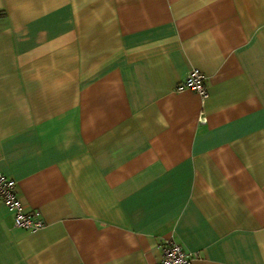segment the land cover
Masks as SVG:
<instances>
[{
    "label": "crops",
    "instance_id": "0c3cea01",
    "mask_svg": "<svg viewBox=\"0 0 264 264\" xmlns=\"http://www.w3.org/2000/svg\"><path fill=\"white\" fill-rule=\"evenodd\" d=\"M0 172V264H264V0H0Z\"/></svg>",
    "mask_w": 264,
    "mask_h": 264
},
{
    "label": "built area",
    "instance_id": "2783aa9c",
    "mask_svg": "<svg viewBox=\"0 0 264 264\" xmlns=\"http://www.w3.org/2000/svg\"><path fill=\"white\" fill-rule=\"evenodd\" d=\"M191 90L196 92L202 100L209 97L205 86V76L199 70H192L185 81L177 87L178 92ZM200 124H206V118L201 115ZM18 183L0 172V201L13 215L14 227L36 232L46 227L39 210L26 211L25 206L18 197ZM163 260L159 264H193L199 258V254L186 252L181 245L174 240H167L162 245Z\"/></svg>",
    "mask_w": 264,
    "mask_h": 264
}]
</instances>
